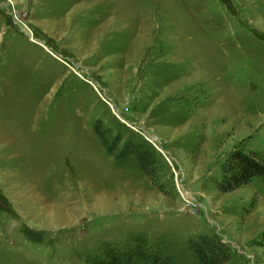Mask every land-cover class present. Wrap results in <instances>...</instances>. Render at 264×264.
Here are the masks:
<instances>
[{"label":"rangeland","instance_id":"1","mask_svg":"<svg viewBox=\"0 0 264 264\" xmlns=\"http://www.w3.org/2000/svg\"><path fill=\"white\" fill-rule=\"evenodd\" d=\"M147 140L156 183L94 132ZM264 0H0V264H84L104 241L218 233L264 264Z\"/></svg>","mask_w":264,"mask_h":264},{"label":"trees","instance_id":"2","mask_svg":"<svg viewBox=\"0 0 264 264\" xmlns=\"http://www.w3.org/2000/svg\"><path fill=\"white\" fill-rule=\"evenodd\" d=\"M94 132L108 154L121 167L136 164L156 183L160 161L154 146L147 140H124L102 119H96ZM264 179V153L258 150H233L221 165V177L214 179L223 193ZM258 244L264 247V230ZM98 252L85 255L84 264H232V248L218 233H199L185 240H174L167 235L151 242L146 234H136L125 242L104 241ZM240 264V263H233Z\"/></svg>","mask_w":264,"mask_h":264},{"label":"built area","instance_id":"3","mask_svg":"<svg viewBox=\"0 0 264 264\" xmlns=\"http://www.w3.org/2000/svg\"><path fill=\"white\" fill-rule=\"evenodd\" d=\"M147 139L150 141V142H153L152 140H151V138H149L148 136H147ZM154 143V142H153Z\"/></svg>","mask_w":264,"mask_h":264}]
</instances>
